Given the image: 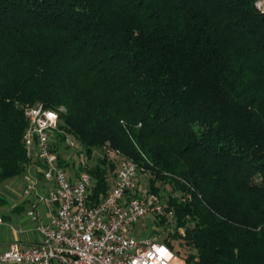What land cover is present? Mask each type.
Returning a JSON list of instances; mask_svg holds the SVG:
<instances>
[{
	"label": "trees",
	"instance_id": "obj_1",
	"mask_svg": "<svg viewBox=\"0 0 264 264\" xmlns=\"http://www.w3.org/2000/svg\"><path fill=\"white\" fill-rule=\"evenodd\" d=\"M259 1L0 0V185L30 166L25 109L42 103L95 204L120 151L174 212L165 244L186 264H264Z\"/></svg>",
	"mask_w": 264,
	"mask_h": 264
},
{
	"label": "built area",
	"instance_id": "obj_2",
	"mask_svg": "<svg viewBox=\"0 0 264 264\" xmlns=\"http://www.w3.org/2000/svg\"><path fill=\"white\" fill-rule=\"evenodd\" d=\"M25 117L24 145L31 163L22 177V194L28 200L27 217L42 240L34 246L10 244L0 251V264L177 263L176 254L158 235L132 229L149 214L174 225V212L145 189L143 170L136 163L120 151H108L118 167L107 195L95 204L90 173L60 164L57 134L65 135L67 148L73 149V143L59 129V113L37 103L25 109ZM41 179L50 184L45 191L40 189Z\"/></svg>",
	"mask_w": 264,
	"mask_h": 264
},
{
	"label": "crops",
	"instance_id": "obj_3",
	"mask_svg": "<svg viewBox=\"0 0 264 264\" xmlns=\"http://www.w3.org/2000/svg\"><path fill=\"white\" fill-rule=\"evenodd\" d=\"M39 184L42 191L50 187L43 179ZM28 207L22 194V177L8 180L6 186L0 185V251L12 243L34 246L41 242V234L27 217Z\"/></svg>",
	"mask_w": 264,
	"mask_h": 264
},
{
	"label": "rangeland",
	"instance_id": "obj_4",
	"mask_svg": "<svg viewBox=\"0 0 264 264\" xmlns=\"http://www.w3.org/2000/svg\"><path fill=\"white\" fill-rule=\"evenodd\" d=\"M258 6H259V8L264 10V1H259L258 2ZM70 141L73 143V149H70V150L68 149V151H65V153H67V155H65V156L68 157L69 159L72 158V156H74L72 160L76 161L77 167H79L81 162H82V160H83V158L79 157V152L81 151V148H80L79 143L77 142V140L74 139L72 136L70 137ZM103 155H104V153H102L101 151H96L95 154H94V156H95L94 158L102 157ZM69 169L72 170V168H69ZM142 180H144V178H142ZM6 184H7V181L5 183H3L2 186H6ZM144 187H145V184H144ZM146 188L147 187H145V189ZM173 227H174V225H160L155 220L154 216L152 214H149L146 217V219L144 220V222H141V223L137 224L132 229L136 230L137 233L139 232V234H144L146 236L154 233L155 235H158L160 242L165 243L166 242V238L168 237L169 232L172 231ZM179 234L181 236H184L185 229H180L179 230ZM182 261H184V260L177 256V261H176L177 263L176 264H178V263L181 264V263H183Z\"/></svg>",
	"mask_w": 264,
	"mask_h": 264
}]
</instances>
